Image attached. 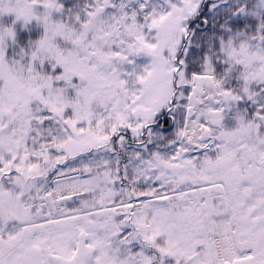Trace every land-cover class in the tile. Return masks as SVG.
<instances>
[{
    "label": "rangeland",
    "instance_id": "obj_1",
    "mask_svg": "<svg viewBox=\"0 0 264 264\" xmlns=\"http://www.w3.org/2000/svg\"><path fill=\"white\" fill-rule=\"evenodd\" d=\"M200 1L0 0V23L12 19L7 30L0 28V32L12 33L14 26L25 23L42 29L40 39L24 51L25 64H7L0 50V174H46L55 167V177L70 171L97 170L102 180L101 195H90L92 200L75 210L69 211L68 204L80 199L63 203L53 200L51 195L45 196L46 219L53 222L60 217L94 212L67 219L72 220L70 224H78L77 233L91 238V247L96 251L91 264H151L155 257L144 247H136L137 235L146 245L152 244L151 248L159 251L155 264H215L214 245L210 240L203 242L195 238L193 229L198 226L185 223L183 210L176 211L173 228L169 217L166 197L169 175L179 171L175 177L183 180L185 160H194L192 155H186L189 150L183 148L184 144L178 139L172 153H168V148L155 149L152 156H145L144 146L127 144L128 140H140L142 129L151 123L154 115L170 107L182 26L197 12ZM229 6H236L239 15L264 18V0H223L213 4L212 9ZM223 47L227 62L240 69L242 92L229 93L218 88L206 98L209 104L216 100L220 106L231 110L238 129L221 133L222 142H218L221 151L217 155L224 163L215 168L216 162L204 157L202 168L196 173L204 182L193 186L211 182L223 186L225 192L214 191V205L220 206L222 214L226 200L230 204V198L233 199L239 224L237 239L245 242L264 235V223L260 220L264 206H258L264 201V169L255 172L258 183L254 186L259 197L254 198L249 196L246 175L249 173L245 166L253 157L264 160V130L258 134L257 126L263 118L248 124L242 120L243 112L236 106L248 97L262 105L264 33L230 38ZM205 62L202 72L213 75L209 61ZM36 63L49 64L50 74L40 76L34 68ZM177 74L182 75L180 71ZM175 98L180 97L177 94ZM184 108L185 101L181 99L169 111L182 114ZM118 130L126 135L116 134ZM195 130L192 124L189 128L192 143L196 141ZM146 131L148 141L154 138L150 128ZM114 135L118 150L113 149L110 141ZM36 145L41 148L36 150ZM172 157H176L174 163ZM225 162L237 164V174L225 170ZM119 174L124 179L131 178L124 185ZM228 174L235 177L233 182ZM21 180L14 176L15 186L22 185ZM48 182L45 181L42 191ZM185 189L186 186L176 188V203L184 201L181 194ZM140 195L143 198L137 197ZM159 195H164V201L146 200L131 207L132 215L127 210L119 211L126 220L124 223L116 220L115 212L113 216L108 213V205ZM102 207L106 209L98 210ZM128 218L138 230L133 235L126 233L127 238L118 236L129 228ZM115 248L121 252L122 259L110 254ZM248 256L252 257L250 251ZM254 257L256 263L240 257L221 264H264V242L259 244V252Z\"/></svg>",
    "mask_w": 264,
    "mask_h": 264
},
{
    "label": "flooded vegetation",
    "instance_id": "obj_2",
    "mask_svg": "<svg viewBox=\"0 0 264 264\" xmlns=\"http://www.w3.org/2000/svg\"><path fill=\"white\" fill-rule=\"evenodd\" d=\"M7 28L8 26L1 27V29L5 30H7ZM13 31L12 33L0 32V45L2 46L0 50L2 49L3 53L8 47L12 46L9 44H12L13 39L16 38L17 29L13 27ZM29 45V38H19L18 48L23 47L26 49ZM3 60L6 61L5 54L3 55ZM223 107L225 110L224 120L227 124L232 125L234 129L236 126V116H233L232 111L227 109L225 105H223ZM203 114V112L200 113L199 110H196L193 119L190 121L189 127L191 128V125L194 124L195 131H197L201 125L199 120L202 119L203 121ZM252 116L258 119L263 118V115L257 116L255 113H253ZM183 123L184 117L180 125H178L181 130L183 129ZM258 126H260V124H258ZM170 127H177V123L171 120ZM221 133H223V131H211V135L213 136L212 147L215 153L221 151V145L219 144L222 142L219 137ZM175 160L176 158L172 157L173 163ZM210 162H216L215 168L224 163L222 160H218V155ZM184 163L186 170H184L185 176L183 180H181L179 176L177 178L175 177V174L180 173L179 171H172L167 183L168 210L169 217L172 220V228L174 227L173 221L176 216V211L183 210V214H185L186 218L185 223L193 227L198 226L197 229H193V233L196 234L195 238L203 242L210 240L214 245V254L212 258L213 262L218 264L220 263V257L217 252V247L215 246L217 233L214 222L216 217L221 215V212L220 209H218L220 206L218 204L214 205L213 198L216 196L214 193L215 190H223V192H225L224 188L222 185H217V182L208 184L203 183V186H193L199 182H204V178L196 174L198 170H201L202 162L201 165H198L196 160H185ZM246 165L248 168L247 173H249L246 174L248 175L247 183L249 185V196L257 198L259 194L256 192L254 186L255 183H258L255 180V172L264 169V162L260 163L256 157H253L245 166ZM172 168L175 169V167ZM224 168L225 170L229 169L231 174H237L238 172V165L235 163L230 162L226 164L225 162ZM11 171L13 170L11 169ZM231 174L227 176L230 177L229 180L233 182L235 177ZM47 175L48 174H0V264H91L94 259L96 251L91 247V238L87 234L77 233L78 229L76 226L78 224H70L69 222L72 220L67 219H58L54 222L46 219L48 212L46 208V198L42 190L47 180ZM14 176L22 178V185L15 186ZM181 186H186L187 188L183 190L181 194L184 201L182 203H176V188H180ZM157 189H159V187H157ZM229 193L232 194L233 192L229 191ZM79 198L81 201L77 205L83 204L89 199L92 200L88 196H74L65 201L69 203L71 199ZM252 202L253 201H250V203ZM233 203V199L230 204L226 200L224 206H226L227 211L230 209L232 210L231 221L235 226L236 233L234 236L239 246L236 227L237 221L236 219L234 220L236 204L233 205ZM258 206L262 208L264 206V201H260ZM125 210L132 215V209L126 207L124 203L120 202L108 205V212H110L111 216H113V212H115L117 216L116 220L121 223H124L126 220H123L122 214L118 212ZM260 220L264 223V214L261 216ZM127 221L129 228L125 229V232L133 235L138 230L137 226L132 222L131 218H128ZM262 242H264V235H256L253 240L248 239L247 243L245 242L246 246L243 247H248L253 255L250 260L251 262L256 263V258L254 256L258 254L259 244Z\"/></svg>",
    "mask_w": 264,
    "mask_h": 264
},
{
    "label": "trees",
    "instance_id": "obj_3",
    "mask_svg": "<svg viewBox=\"0 0 264 264\" xmlns=\"http://www.w3.org/2000/svg\"><path fill=\"white\" fill-rule=\"evenodd\" d=\"M217 2H223V0H201L197 12L191 14L184 21L180 45L175 55L177 70L188 78L190 73L202 72L206 67L205 61L207 60L209 61V67H211L218 80L220 88L231 93H241L240 69L237 65H231L227 62L223 46L230 38L236 36L245 38L262 35L264 33V18L258 19L252 15H239L236 6H229L219 10L212 9V5ZM17 27L21 29L24 35L30 36L32 42L39 36V29L34 24L18 25ZM17 50H11V53H15V57H17ZM17 58L20 59V57ZM48 65L44 66L47 72H49ZM36 68L39 69L40 66L36 65ZM176 75L177 72H174L173 76ZM173 82L175 81L173 80ZM184 91H186L185 88ZM261 101L264 104V98H261ZM169 117L165 109L157 113L151 123H148L150 128L155 129L154 144L158 149H165L171 143L173 136L171 134L172 130L168 129L171 120ZM145 133L146 129L143 128L140 137L142 143L146 140ZM116 134L126 135L121 130H118ZM175 137L176 134L174 135ZM114 139H116V135L112 136L110 141L113 144V149L118 150ZM132 143H134L133 140L127 141V144ZM148 153L151 154L150 151ZM147 246L149 248L152 247L151 244H147ZM151 252L155 255V260L151 264H155L159 251L151 249Z\"/></svg>",
    "mask_w": 264,
    "mask_h": 264
},
{
    "label": "bare ground",
    "instance_id": "obj_4",
    "mask_svg": "<svg viewBox=\"0 0 264 264\" xmlns=\"http://www.w3.org/2000/svg\"><path fill=\"white\" fill-rule=\"evenodd\" d=\"M205 105L209 104L208 100H205ZM200 135H205V131H201ZM189 143V139L185 140ZM206 143V137H201L193 144H187L188 149H201ZM188 152V151H187ZM100 189L98 180V174L93 172L80 174L75 171L68 175H59L53 177L47 184L45 191L46 195H51L53 200L77 193H92L97 192ZM164 197V195L152 198L153 200ZM141 205L142 200H136L133 204ZM62 208L61 205L58 206ZM217 238L216 242L218 245L219 256L222 260L230 262L240 257H247L249 251L238 253L234 250L232 228L229 223L228 216H222L217 218L216 222Z\"/></svg>",
    "mask_w": 264,
    "mask_h": 264
},
{
    "label": "water",
    "instance_id": "obj_5",
    "mask_svg": "<svg viewBox=\"0 0 264 264\" xmlns=\"http://www.w3.org/2000/svg\"><path fill=\"white\" fill-rule=\"evenodd\" d=\"M192 86L190 88V92L188 95V106L186 108V116H185V124L184 128H186L188 120L194 114V109L197 106L202 105V96L204 91L213 90L215 88V82L213 78L209 74H197L194 73L191 75ZM222 112L221 108L218 109H208L207 119L205 123H209L210 126L215 128H221L222 126ZM182 138H186V131L184 129L182 133Z\"/></svg>",
    "mask_w": 264,
    "mask_h": 264
}]
</instances>
